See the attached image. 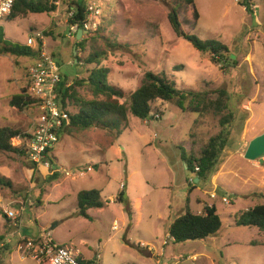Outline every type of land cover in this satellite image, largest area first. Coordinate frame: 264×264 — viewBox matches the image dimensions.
I'll use <instances>...</instances> for the list:
<instances>
[{"label":"rangeland","instance_id":"374dc122","mask_svg":"<svg viewBox=\"0 0 264 264\" xmlns=\"http://www.w3.org/2000/svg\"><path fill=\"white\" fill-rule=\"evenodd\" d=\"M61 1L48 15L30 14L11 22L0 19V37L25 46L29 36L43 31L46 52L54 55L60 74L73 80L86 76V68L74 57H85L89 48L74 53ZM74 2L98 6L96 22L101 30L86 45L95 42L107 51L102 65L110 70L108 83L125 94L133 92L151 71L172 77L181 89L211 94L223 89L232 96L228 106L233 126L218 163L220 171L188 198V208L195 213L214 205L222 226L205 241L175 244L167 235L169 222L184 212L188 180L193 177L181 153L197 156L219 126L218 117L211 113L198 116L181 112L175 103L157 102L162 116L146 121L128 116L119 134L99 128L75 129L70 135L61 132L50 154L55 168L81 171L82 177L58 174L49 181L45 171L31 167L24 155L0 153V180L10 184V188L0 184V264H43L18 252L17 232L49 234L85 259L100 255V264H264V234L234 223L237 212L264 204L258 194L264 191V156L262 163L244 158L249 141L264 133V0H253L252 14L244 11L240 0H195L200 18L193 34L224 44L236 60L234 67L227 61L229 68L224 70L176 37L162 0ZM106 40L118 46L109 48ZM32 62L0 55V127L24 133L37 116L34 107L19 111L9 106L11 97L28 87ZM88 167L91 170L86 173ZM92 190L100 192L104 207L90 209L89 219H83L76 215L77 195ZM119 193L121 202L116 201ZM6 212L15 214L16 227ZM152 252L160 256L159 262Z\"/></svg>","mask_w":264,"mask_h":264},{"label":"trees","instance_id":"16d2710c","mask_svg":"<svg viewBox=\"0 0 264 264\" xmlns=\"http://www.w3.org/2000/svg\"><path fill=\"white\" fill-rule=\"evenodd\" d=\"M57 1L59 0H15L11 12L5 18L11 22L16 18H26L30 14L48 15L56 11ZM65 1H61L65 7V13L73 12L72 17L67 20L66 28L77 25L84 32L87 25L90 24L86 19L89 5H84L83 2L71 3L72 0L66 1L67 3ZM162 1L169 8L168 22L177 38L188 42L201 55L207 56L212 65L224 70L229 68L226 63L230 61L232 62L230 67H234L236 60L230 58L229 50L224 44L215 40H201L193 34L200 18L195 0ZM239 4L247 14H252L253 0H240ZM100 30V25L95 29L89 28L87 34H82L78 41L76 34L70 37L74 40L75 52L78 50L85 52L87 48L89 51L83 58L74 57L78 65L86 68L85 77L70 80L60 74L61 81L55 89V95L61 109L68 114L70 120L69 126L61 132L70 135L71 131L75 129L99 128L113 130L119 134L120 129L127 125L128 116L141 121L150 118L155 120V116H162L157 102L175 103L181 112H190L198 116L211 113L218 117L219 130L217 134L207 140L197 156L192 153L187 156L184 151L181 153L180 159L185 169L193 177L188 180L190 183H188L184 212L174 219L167 228V235L175 244L205 241L207 238L215 236L222 226L215 206L205 205L199 213H195L188 208V198L194 189L202 188L208 184L217 171L219 160L232 132L234 116L228 106L232 96L223 89H216L212 94L208 90L197 92L181 89L176 86L172 77L165 73H153L151 71L146 72L139 86L127 95L122 89L108 83L110 70L102 65V62L106 60L107 51L98 47L95 42H92L89 47L86 45L87 41L96 39ZM106 41L109 48L118 46L108 40ZM39 53V49L9 44L0 37V55L13 58H31L33 64ZM51 56L56 62L54 55L51 54ZM56 64L58 65L57 62ZM175 69L179 70L178 67ZM81 91L90 97L87 98L82 95ZM213 94L216 96L215 98L211 96ZM9 106L22 111L32 107L36 109L37 104L28 95L27 88H23L21 93L11 97ZM21 135L22 131L18 129L10 126L0 127V153L14 152L24 155L23 151L13 146L14 139ZM51 160L50 162L55 167L56 164ZM28 164L37 169L30 163ZM45 176H48V180L52 181L57 179L59 175H49L45 171ZM195 179H198L197 183H194ZM0 184L10 188V184L7 182L3 184L0 180ZM258 194L264 198V191H259ZM122 197V193L117 194L116 201L121 202ZM102 207H104V203L100 198L99 191L78 193L76 200L77 216L89 219L88 210L101 209ZM234 223L236 226L256 228L264 234V204L237 212L234 215ZM22 237L24 240L31 239L35 242L39 234L37 236L22 235ZM5 250L8 251V247H5ZM77 261L79 264L92 263V260L81 261L78 257Z\"/></svg>","mask_w":264,"mask_h":264},{"label":"built area","instance_id":"2783aa9c","mask_svg":"<svg viewBox=\"0 0 264 264\" xmlns=\"http://www.w3.org/2000/svg\"><path fill=\"white\" fill-rule=\"evenodd\" d=\"M66 1L69 2L70 0ZM14 2L15 0H0V19L9 15ZM72 15V11L66 13V23ZM99 15L98 6L89 5L86 19L90 24L87 25L84 32L77 25L68 26V37L76 34L78 30H81L82 34H84L87 33L89 28L95 29ZM25 47L39 49L40 51L38 58L30 65L27 73V91L28 95L36 101L37 116L33 120L30 130L25 131L21 136H17L14 139L13 146L24 152L28 163L37 169H43L49 175L64 174L65 177H82L84 173L81 171L67 172L64 169L61 171L53 167L50 162V154L58 142V135L65 127L69 126L70 120L68 114L61 109L55 95V89L61 81L60 71L52 56L45 50L46 44L43 31H36L29 36ZM90 170L88 167L86 173L90 172ZM195 170L197 171L198 169L196 168ZM120 187L122 189L123 185ZM210 198L214 199L215 194H212ZM222 201L227 203L224 198ZM5 214V217L16 227L15 214L12 212H6ZM113 229H116L115 226H113ZM15 234L18 238L17 250L22 256H29L39 263L79 264L77 255L73 250L55 243L49 234H39L35 242L31 239L24 240L19 232ZM166 244L167 242L164 241L163 246ZM89 264H100V255L96 254L92 259V263Z\"/></svg>","mask_w":264,"mask_h":264},{"label":"water","instance_id":"95a60500","mask_svg":"<svg viewBox=\"0 0 264 264\" xmlns=\"http://www.w3.org/2000/svg\"><path fill=\"white\" fill-rule=\"evenodd\" d=\"M87 34V33H84ZM82 35V31L78 30L76 32V40L78 41ZM75 53V47H74ZM75 62L77 60L75 59ZM264 156V133L260 136H257L251 139L247 145V148L244 152V158L249 161L259 160L260 163L263 162L262 157ZM198 179H195V183H197Z\"/></svg>","mask_w":264,"mask_h":264},{"label":"crops","instance_id":"0c3cea01","mask_svg":"<svg viewBox=\"0 0 264 264\" xmlns=\"http://www.w3.org/2000/svg\"><path fill=\"white\" fill-rule=\"evenodd\" d=\"M219 171H220V169H218ZM218 170H217V172H218ZM219 175H221V174H219ZM135 203H136V207H140V200H139V198H135ZM192 212L194 211V212H196L195 210H193V209H190ZM202 209H200V210H198L197 209V211H201ZM89 211V210H88ZM88 211H87V214H88ZM198 212V213H199ZM176 219V218H175ZM172 222V221H171ZM171 222H169V224H168V226L170 225V223ZM168 226H167V228H168ZM37 236V235H36ZM16 239V238H15ZM162 248V247H161ZM71 249V248H70ZM73 250V249H72ZM73 252L77 255V257H78V259H80L81 261H89L90 259H85V258H83L82 256H81V253L80 252H78L77 250L75 251V250H73ZM160 252L162 253V249L160 250ZM95 256V255H94ZM93 256V257H94ZM151 257L152 258H155L156 259V262H159V258L158 257H160L158 254H154L153 252H152V255H151ZM92 260V259H91ZM43 264H46V263H43Z\"/></svg>","mask_w":264,"mask_h":264}]
</instances>
